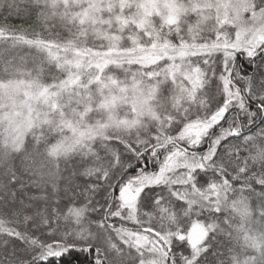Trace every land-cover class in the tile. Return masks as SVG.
<instances>
[{"label":"snow or ice","instance_id":"1","mask_svg":"<svg viewBox=\"0 0 264 264\" xmlns=\"http://www.w3.org/2000/svg\"><path fill=\"white\" fill-rule=\"evenodd\" d=\"M0 264H264V0H0Z\"/></svg>","mask_w":264,"mask_h":264}]
</instances>
